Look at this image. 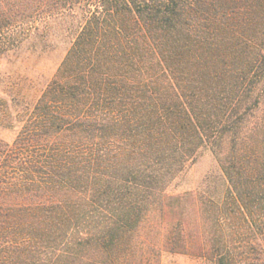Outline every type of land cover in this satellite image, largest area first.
Masks as SVG:
<instances>
[{
    "label": "trees",
    "instance_id": "16d2710c",
    "mask_svg": "<svg viewBox=\"0 0 264 264\" xmlns=\"http://www.w3.org/2000/svg\"><path fill=\"white\" fill-rule=\"evenodd\" d=\"M57 41L0 97V264H264V0H0V60Z\"/></svg>",
    "mask_w": 264,
    "mask_h": 264
},
{
    "label": "rangeland",
    "instance_id": "374dc122",
    "mask_svg": "<svg viewBox=\"0 0 264 264\" xmlns=\"http://www.w3.org/2000/svg\"><path fill=\"white\" fill-rule=\"evenodd\" d=\"M41 44V43H40ZM51 50L31 56L4 57L0 60V97L8 100L33 103L41 94L46 83L56 72L69 47L68 41L53 42ZM17 126H4L0 118V137L11 142L17 134ZM217 165L211 153H205L193 164L183 180L171 187L178 192L196 187L208 173L216 172ZM162 264H207L205 261L182 254L167 253Z\"/></svg>",
    "mask_w": 264,
    "mask_h": 264
}]
</instances>
